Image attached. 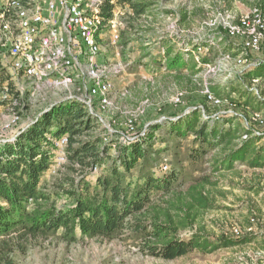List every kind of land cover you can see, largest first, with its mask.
<instances>
[{"label":"trees","instance_id":"16d2710c","mask_svg":"<svg viewBox=\"0 0 264 264\" xmlns=\"http://www.w3.org/2000/svg\"><path fill=\"white\" fill-rule=\"evenodd\" d=\"M117 4L127 7L128 12L129 9L132 11V16L126 21L130 28L135 29L134 19L146 16L153 2L117 0ZM100 8L101 31H104V25L113 20L115 4L106 0ZM172 42H164V56L170 70L181 72L187 69L189 76H197L202 69L198 68L201 62L210 64V60L200 54L197 58L181 52L173 55L180 44L181 49L192 47L182 39L177 42L178 46H173ZM223 46L221 54H239L232 52L234 48L229 50L226 43ZM196 47L209 50L214 46L205 42L197 43ZM245 79L251 82L260 79L264 83V64ZM246 88L240 100L220 95L215 87L211 92L223 103L249 106L256 113L262 112L264 100ZM215 117L220 116L208 119ZM203 119L201 112L193 111L179 118L177 123L167 124L170 126L161 135L158 132L163 125L151 124L138 143L117 146L113 158L110 151L114 143L94 135L97 124L83 105L66 101L50 108L17 139L16 144L0 150V264H15L16 255L26 254L38 240L55 235L69 243L77 242L79 238L115 240L128 237L143 255L166 261L192 252L212 254L221 248L252 243L253 235L239 242L225 237L213 241L205 234L202 219L218 209L217 195L224 194L220 190L221 177L241 176L239 168L242 166L264 170V135L256 134L241 123L238 125L239 120L234 116L215 124ZM261 130L264 132V127ZM244 137L248 140L243 141ZM61 138L69 141L65 152L67 162L63 164L69 175L53 183L54 187L50 189L46 174L53 167V159L57 155L53 141ZM189 138L195 141L187 157L181 159L183 142ZM161 140H164L161 143L165 145L163 150L176 152L173 155L177 157L175 162L181 172L184 163L199 172V165L207 163L208 155L213 154L208 161L210 173L203 172L189 182L181 178L178 168L168 172V158L163 167L158 166V161L150 166L153 154L157 156V150L153 153L151 149ZM175 143L178 146L173 150ZM108 157L113 161L101 173ZM138 166L139 177L130 179L129 175ZM93 175L96 177L94 182L90 179ZM60 196L66 197L69 205L57 207ZM246 223L247 229L251 228V221ZM187 231L191 234L183 237ZM259 245L264 251V241Z\"/></svg>","mask_w":264,"mask_h":264},{"label":"rangeland","instance_id":"374dc122","mask_svg":"<svg viewBox=\"0 0 264 264\" xmlns=\"http://www.w3.org/2000/svg\"><path fill=\"white\" fill-rule=\"evenodd\" d=\"M85 1L102 5L106 0ZM150 1L153 4L149 11L153 14H146V16L134 19V24L137 27L135 33L134 28H130L126 21L132 16V11L129 9L128 12L127 7L117 4V0H112L115 10L111 21H115L113 23H116V28L108 22L104 25V31L100 32V41L103 47L102 55L99 56L100 61L110 62L113 65L120 64L121 73L111 80L113 93L111 92L108 108L100 110L98 107H92L93 115L88 107L86 111H89L88 115L97 124L94 135L102 136L108 143H114L110 156L116 155L115 149L119 145L129 146L138 143L146 135L151 124L163 125L158 132L161 135L166 133L167 127L170 126L167 124L177 123L179 118L187 116L193 111L201 112L203 118L211 124L234 116L239 120L238 125L241 123L243 126L250 127L255 133L264 135L261 130L263 129L261 122L264 121V109L262 112L256 113L252 110L254 108L249 106L238 107L223 102L221 106H218L210 103L209 98V94L213 95L211 88L215 87L220 95L232 96L234 99L240 100L244 90L247 89L246 87L251 89L252 85L264 97L262 81L244 80L254 69L263 67L264 47L259 52L246 51L247 64L253 63V65L244 68V65H240L237 61L243 51V42L240 37L236 36L235 31L241 19L252 15L254 9H257L258 12L264 10V0ZM184 16L186 18L183 20ZM115 29L118 31L119 40L114 45L112 36ZM180 39H184L185 44L211 42L214 47L209 49L210 51L202 47H196V50L193 48L180 49L182 44L177 45ZM167 40L169 42L173 40L172 45H177L182 54H191L196 58L200 54L202 58L210 60V64L205 65L199 59L201 65H198V68L202 69L197 76H189L186 71L170 70L167 58L164 56L165 50L162 53L163 46L161 45L163 41ZM224 43L227 44L229 50L234 48L235 50L232 52L239 54L237 56L221 54L224 51ZM178 49L176 48L174 52H178ZM158 51L161 60H158ZM148 56L151 58L148 59ZM210 66H212L211 69H209ZM87 85H89L88 77H83L74 85L65 86L40 84L17 77L12 74L8 60L1 55L0 118L4 121L10 115L18 112L21 119L17 127L10 134L5 135L4 141L0 143V150L5 146L16 144L17 139L28 132L53 106L66 103V101H74L83 105L78 98L82 97L83 90L86 92ZM5 89L9 90V95L4 92ZM252 92L254 93V91ZM209 110L211 111L209 112ZM215 115H219L221 118L208 119ZM244 140H248V138L244 137ZM163 141L161 140L154 149H151L153 153L157 150L155 151L157 159L151 153L153 156L150 166L156 165L158 161V166L163 167L164 161L168 158L170 164L168 172H172L173 169L179 167L175 162L177 157L173 155L176 152L163 150L165 148V145H162ZM194 141V138H189L183 142L182 150H180L181 159L187 157ZM176 144H174L173 150L178 146ZM60 150H62L60 147L58 150L55 146L54 153H57V156L54 157L55 160L53 159L55 163L46 174V180H49L47 186L50 189L54 187L53 183H58L60 178L64 180L69 175L63 167V161L57 162ZM212 155H208L207 163L199 165L201 166L199 172L184 163L182 172L178 168V171L182 173L181 178L184 177L185 181L190 182L193 178L200 177L203 172L209 174L211 165L208 164V161L213 157ZM108 159L107 163L102 166L101 173H104L106 167L113 161L110 157ZM139 167L131 172L130 179L139 177ZM162 169L167 172L165 168ZM239 169L242 175L238 177L227 175L219 180V176H217L220 181V190L224 194L217 195L216 206L218 209L203 217L204 232L213 241L225 237L239 242V240L253 235L252 243L221 248L212 254L192 252L185 257L166 261L143 255L128 237L122 236L115 240L79 238L77 242L69 243L61 240L59 235H55L49 239L38 240L26 254L16 255L14 262L15 264H264V251L259 245L264 241V170L249 169L245 166ZM90 179L94 182L96 177L93 175ZM30 202L33 205L32 201ZM67 205H69V200L66 197H58L57 207L64 208ZM248 220L252 223L249 229H247L246 223ZM235 228L241 230L240 235L234 234ZM190 234L191 232L187 231L183 237Z\"/></svg>","mask_w":264,"mask_h":264},{"label":"bare ground","instance_id":"6f19581e","mask_svg":"<svg viewBox=\"0 0 264 264\" xmlns=\"http://www.w3.org/2000/svg\"><path fill=\"white\" fill-rule=\"evenodd\" d=\"M65 1L71 2V7L76 10L84 9V4L91 5V8H85L86 11L75 14L76 29L70 32V42L77 49L73 52L67 40V27L63 26ZM100 7L97 3H86L85 0H0V56L8 60L13 75L40 84L74 85L83 77H88L86 92L83 90L82 97L78 99L85 108L88 107L89 111L91 109L92 115V107L107 109L113 91L111 80L121 73V65L100 61L99 56L103 52L100 41L103 28ZM109 24L114 25L113 21ZM114 31L112 41L116 43L119 34L116 29ZM235 31L243 42V51L237 61L244 68L252 67L253 63L247 64L245 55L246 51L259 52L264 47V11H254L252 15L241 19ZM73 57L76 58V65ZM250 90L264 100L255 86L252 85ZM4 92L10 94L8 89ZM209 98L210 103L222 105L214 95L209 94ZM20 119L18 112L4 121L0 118V143L7 133L10 134L17 127ZM261 125L264 127V121ZM67 143L65 138L55 140L57 149H62L58 151L60 157L57 162H66ZM233 232L240 235L241 230L235 228Z\"/></svg>","mask_w":264,"mask_h":264},{"label":"built area","instance_id":"2783aa9c","mask_svg":"<svg viewBox=\"0 0 264 264\" xmlns=\"http://www.w3.org/2000/svg\"><path fill=\"white\" fill-rule=\"evenodd\" d=\"M10 1H13V0H10ZM85 8H91V5L84 4V9L76 10V9H73V7H71V2L65 1V7H63V9H64L63 26L67 27V40L69 42V47H70V50L72 52H73V50H77V49L73 48V43L70 42V32H75V29H76L75 14L80 12V11H86ZM11 13H12V11H11ZM113 22H115V21H113ZM114 25H116V23ZM114 45H115V42H114ZM73 59H74L75 65H76V58L73 57Z\"/></svg>","mask_w":264,"mask_h":264},{"label":"crops","instance_id":"0c3cea01","mask_svg":"<svg viewBox=\"0 0 264 264\" xmlns=\"http://www.w3.org/2000/svg\"><path fill=\"white\" fill-rule=\"evenodd\" d=\"M148 14L152 15L153 12H148ZM136 28H137V27H136ZM136 28L134 29V32H135V33H136V31H137ZM182 40H184V39H182ZM167 41H168V40H167ZM131 42H132V41H131ZM164 42H166V41H163V42L161 43V45L163 46V47L161 46L162 49H163V50H162V53L164 52V50H165V45H166ZM196 44H197V43H195V42H190V43H187V46L190 47V48L192 47L193 49H195V45H196ZM180 49H181V48H180ZM180 49H178V50H179L178 52L176 51L178 54H180V52L182 53V51H181ZM159 50H160V49H159ZM176 52H174L173 55H175ZM158 53H159V58H158V60H161L160 52L158 51ZM150 56H151V55H150ZM150 56H148V59L152 57V56H151V57H150ZM162 56H163V55H162ZM163 57H164V56H163ZM182 71H186V72H188V74L190 73L187 69H183Z\"/></svg>","mask_w":264,"mask_h":264}]
</instances>
